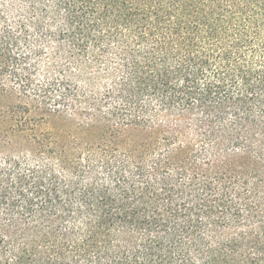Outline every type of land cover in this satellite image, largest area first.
<instances>
[{
    "label": "trees",
    "instance_id": "obj_1",
    "mask_svg": "<svg viewBox=\"0 0 264 264\" xmlns=\"http://www.w3.org/2000/svg\"><path fill=\"white\" fill-rule=\"evenodd\" d=\"M0 90V264H264V0H0Z\"/></svg>",
    "mask_w": 264,
    "mask_h": 264
},
{
    "label": "rangeland",
    "instance_id": "obj_2",
    "mask_svg": "<svg viewBox=\"0 0 264 264\" xmlns=\"http://www.w3.org/2000/svg\"><path fill=\"white\" fill-rule=\"evenodd\" d=\"M16 98L10 93H4L0 90V152H10L13 149L14 152H22L29 149V143L22 137L15 136L11 132V128L16 123L17 115L13 111V104ZM56 126L51 121L42 123L39 128L42 131L51 130ZM0 153V154H1Z\"/></svg>",
    "mask_w": 264,
    "mask_h": 264
}]
</instances>
